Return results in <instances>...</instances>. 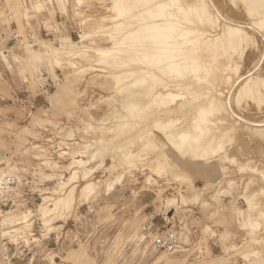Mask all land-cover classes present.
Returning a JSON list of instances; mask_svg holds the SVG:
<instances>
[{
  "label": "rangeland",
  "instance_id": "1",
  "mask_svg": "<svg viewBox=\"0 0 264 264\" xmlns=\"http://www.w3.org/2000/svg\"><path fill=\"white\" fill-rule=\"evenodd\" d=\"M62 1L0 0V264H264V218L258 227L253 222L264 210L263 134L248 130L241 136L236 128L243 123L234 120L228 130L220 123H208L214 137L204 155L167 138L165 134L178 125L167 122L162 130L155 120H147L149 116L142 120L131 116L123 101L132 92L121 88L124 84L128 88L135 76L112 77L121 70L112 62L122 60L117 58L132 44L109 38L105 28L120 18H105L103 30L83 34L95 22L100 24L102 16L111 14L112 0ZM224 4L225 0H208L211 12L216 10L218 28L205 27L203 32L202 37L209 40H203L204 44L213 53L209 61L220 63L222 75L225 66L231 65L224 75L236 81L234 86L246 75L260 79L264 76V32L259 26L264 25V14H260L264 6H257L259 15L253 8L237 9L233 14L222 10ZM234 21L244 22L255 33L251 39L256 37L260 45L254 48L251 40L250 47L244 43L240 49L232 46L237 51L220 45L221 25ZM114 35L118 37L117 31ZM62 38L76 44L73 54L60 55L63 62L79 60L80 68L92 69L73 73L54 65V57L50 60L44 52L47 45L60 47ZM209 42L218 43V49ZM91 47H110L113 52L108 62L112 66L105 63L108 57L95 56ZM215 48L217 52L211 53ZM83 50L94 54L91 61L83 59ZM127 59L123 62H130ZM42 75L48 76L46 91L37 81ZM227 77L229 85H224L228 87L220 86L223 80L217 85V81L205 83L202 79L198 87L202 92L198 93L209 91L208 99L226 88L222 93L226 96L232 83ZM259 79H255L258 85L261 81L264 86V79ZM255 80L252 82L258 87ZM254 84L252 92L257 90L260 95L256 91L253 97L245 94L250 98L241 94L236 104L231 102L236 114L261 122L264 88ZM208 115L211 120L213 115ZM174 116L184 122L182 114ZM77 159L85 162L78 165ZM108 180L111 188L106 187ZM87 182L96 185L85 197L79 192ZM70 190L75 193L74 199L68 198L72 204L64 200ZM40 207L49 211L47 216ZM14 214L23 215L20 224H2L4 216Z\"/></svg>",
  "mask_w": 264,
  "mask_h": 264
},
{
  "label": "bare ground",
  "instance_id": "2",
  "mask_svg": "<svg viewBox=\"0 0 264 264\" xmlns=\"http://www.w3.org/2000/svg\"><path fill=\"white\" fill-rule=\"evenodd\" d=\"M247 1L249 4L248 9L250 8V10H251V8H253L252 11H254V9L256 10L257 6H259V7L264 6V0H247ZM77 2L81 3V2H85V0L84 1L83 0H77ZM112 2H113L112 6L111 7L109 6L110 7L109 10H110L111 14H109L105 17L102 16V18L100 17L101 19L98 20V21H100L99 22L100 24H98V22L97 23L95 22V24L92 22L94 25L91 26L90 30L88 29L89 31H86L83 34H84V36H86V35H89V33L96 31L97 29L104 28V26H101V21L106 20L105 18H107L108 20H114L116 18H120V20L111 22L110 25L106 26L105 28H106V33L109 35V38H111V39H117L118 38L125 43H126L125 40H128L132 44V47L130 46V48L128 50H125V49L122 50L123 52H121V54H123V55H121V57L117 58V59H122V60H119V61L115 60L116 62L115 61L112 62V64L115 63V67H117V69H121L120 72L114 71L112 77L125 75V74L126 75L129 74V75H131V77L135 76L134 80L130 82L128 88H126L127 84L122 85L123 87L120 85L122 87L121 90L125 89V90H128L129 93L132 92L131 93L132 96L129 98L130 94L126 91L127 94H129V96L126 95V96H128L129 99L127 98L123 101V105L125 106L124 108H126V107L129 108V113H131V116L134 115L136 117V119H138V120H142L144 117L149 116L151 118L149 119L147 117V120H151V119L155 120L154 121L155 124H157L160 127V129H162V130L167 128L165 125V123H167V122H168L167 125H169V123H170V124H172L173 127L175 125H178L179 127L177 129H175V131L173 129L171 132L165 134V135H167V138L170 139L173 143H175L174 140L176 139L177 143L183 149H188L189 147H191L192 149H196L195 150L196 152H197V150L199 152L202 151L203 152L202 154H204L205 151L207 152V145L209 143V140L212 141L213 137H214L213 133L208 131L209 128L211 127V126L207 125L208 123H210L212 125H213V123H218V124L220 123L223 125L224 130H226V129L228 130V129H231V127L229 126V124L232 123L231 120H234L235 122L237 121V122L243 123V124L241 123L242 125H240L241 128H238V127L236 128V129H239L241 136H243V134H245L246 131L251 130L252 132L258 131L259 134H261V135L263 134L262 137H264V121L253 122V121L247 120L244 117L236 114L234 112L236 110V108L234 110V107L232 106L233 102L236 104L237 99L242 98V97H240L241 94H244V96H245V94L247 93V95L249 94L253 97L255 95V93H253V92H255V91L258 92L257 90L252 92V90L254 89V88H252V86H253L252 84H254V82H252V81H254L255 79L258 80L259 78L257 76H259V75L255 76L257 78L254 77L255 78L254 80H252V78L249 75L248 76L246 75V77L243 80H241V81L238 80L239 82L237 81V83L235 84L236 88H234L235 87L234 83L236 81L233 82L231 80L232 77H230V76L227 77L228 76L227 75L226 76L228 78L227 81L230 78L232 83H231L230 87L227 88L228 90L226 92V96H224V97L222 96V93H225L226 88H221V87L227 83V82H225L226 81L225 75L228 74V72L227 73H225V72H226V70H228V69L231 70L232 68H231V65H230V68H228L229 65H227L228 69H226V66H225V64H227V62H226L224 64L226 70L224 69L223 75H222V73H221L222 69H221L220 63H213V61H209L210 49H208V46H206L204 44V42H206L208 39L205 38L206 41H203V40H205L202 37V36H204L203 32L205 31L204 30L205 27L216 28L217 30H218V28H217V23H216L217 20L216 21L214 20V14H213L216 10L213 13L211 12L212 8L210 9V7L208 5V0H145V2H144V0H142V2L139 4H136V2H133V0H112ZM242 2H243V0H242ZM86 3H88V2H86ZM90 3H91V0H90ZM90 3L88 6H90ZM221 3H223V2H221ZM105 4H106V2H105ZM91 5H93V4H91ZM211 7H212V5H211ZM248 9H246V10H248ZM259 9H261V7ZM256 11L258 14L259 10H256ZM260 11H263V9ZM144 12H145L146 16L144 15ZM248 12L249 11H247V13ZM260 14H264V11H263V13H260ZM252 16H250V18ZM262 16H264V15H262ZM262 16H260V17H262ZM227 17H228V15H227ZM254 17H256V16H254ZM215 18H216V15H215ZM218 20H219V18H218ZM230 20H233V19H230ZM262 21H263V19H262ZM90 23H91V20H90ZM231 23H229V24L223 23L221 25L222 34L220 35V38H218L219 41H217V42L222 43L220 45H223L225 48L227 47L229 49H230V47L233 49L232 46L239 47V46H241L240 44H242V43H244L245 45L249 44L250 41L252 40L251 35L253 36L255 33L252 34V32H250L249 29L247 30V28L244 25H242V23H244V22H242L241 24L235 23V21L233 22L235 24H231ZM248 23L251 24L250 22H248ZM253 23L254 22H252V24ZM254 24H256V22ZM254 24H253V26H255ZM262 24H264V23L262 22ZM256 26H258V25H256ZM259 27L261 28V26H259ZM207 30H209V29H207ZM114 31H117L118 37H115ZM210 36H211V34H210ZM68 38H64V39L62 38L63 39L61 41L62 44L60 45L61 49H60V47H53V46L47 45V47H46L47 49L45 50L44 54H46L48 56L50 55L49 56L50 60L52 58L51 56L54 57V59H52V60H54V65H57L59 67L70 68V69H72L73 73H80V72L83 73L84 70L92 69V67H90V66L87 67L86 65L84 67L80 68L81 61H79V60L68 59V60H64V62H63V59H61L62 56L60 57V55L61 54H63V55L73 54L72 52L74 50V46L76 45L74 43L75 41H72ZM255 40H256V37H255V39L252 40V42H254ZM214 42H216V41L214 40ZM218 43L217 44L215 43V45H214V43H210V44H213V47L216 46V48L218 49V47H217ZM254 43L256 44L255 46L253 45L255 48L259 43H256V41ZM250 44L252 45L253 43H250ZM213 47L211 46V48H213ZM220 47H219V50L221 49V51H222L223 48L222 47L220 48ZM248 47H250V45ZM216 48L214 49L215 51L212 50L211 53L217 52ZM243 48H244V46H243ZM232 49H230V50H232ZM239 49H240V47H239ZM251 49H253V48H251ZM92 50H93L92 53H94L95 56H101V57H103V59L107 58L108 56H110V58H111L112 52H113L110 47H95V48H92ZM115 50H116V48H115ZM224 50H226V49H224ZM233 50H235V49H233ZM120 51H121V49H120ZM221 51H220V54H221ZM235 51H237V50H235ZM235 51H234V53H235ZM240 51L241 50H239L238 52L241 53ZM90 52H89V50H83L82 55L84 57L83 58L84 60H87V61L90 60L91 61V58L94 57V54H92ZM29 53H32V55H40L39 52H35V51H30ZM227 54H229V53H227ZM46 55H44V56H46ZM212 55H213V53H212ZM212 55L210 57H212ZM239 55L242 56V54H239ZM48 56H47V58H48ZM262 56H264V55H262ZM217 57H218V55H217ZM124 58L125 59L128 58L131 60L128 63L123 62ZM226 58H228V60H230L229 56H227ZM128 59L126 61H128ZM34 60H36V59H34ZM109 60L110 59L108 57L107 61L106 62L104 61V62L109 64V62H108ZM258 60H259V58H258ZM98 61H101V59H99ZM231 61H232V59H231ZM231 61H229L228 63L230 64ZM55 62H56V64H55ZM210 62H212L213 64ZM220 62H222V61L220 60ZM49 63H52V65H53V62H49ZM223 63H224V61H223ZM237 63L238 62L236 61V64ZM255 63H257V62L255 61ZM62 65H64V66H62ZM109 65H111V64H109ZM237 65H234V62H233L232 66L233 67L236 66L234 68L235 71H236V68L238 69ZM249 66H250V64H249ZM255 68H257V67H255ZM224 73H225V75H224ZM168 76H170L171 79H168ZM261 77L264 79V76L261 75L259 80L262 79ZM202 79H205V83L217 81L216 82L217 85H218V81L223 80L224 83H222L223 82L222 81L221 82L222 85L220 83L221 87H219V86L218 87L221 88V91H223L222 89H224V92H219L220 90L219 91L217 90L218 92H216V94L212 92L214 94V96L209 95V97L207 99L206 94L209 91L206 94L205 93H198L199 90L201 91V89L198 90V87L200 86L201 81L202 82L204 81ZM234 79H235V77H234ZM250 82H252V84ZM255 82H256V80H255ZM262 83L264 84L263 80H262ZM258 84L259 83H257V85ZM217 85H215V86H217ZM254 85L256 86V84H254ZM260 85H262L261 81H260ZM260 85H258V87ZM207 86H208V84H207ZM262 86H261V88H262ZM223 87H228V86L224 85ZM256 87H255V89H256ZM207 88H209V87H207ZM207 88H203V91H204V89H207ZM211 88H213L215 90L214 87L211 86ZM219 88H217V89H219ZM263 88H264V86H263ZM213 89H209V90H213ZM233 90H234V93L232 95ZM209 94H211V91ZM258 94H259V92H258ZM219 97H221V98H219ZM232 97H233V100L230 99ZM204 98L206 100H204ZM222 98H224V99H222ZM246 98H250V97H246ZM177 100L179 102L178 104H177ZM241 100H243V99H241ZM231 101H233V102H231ZM173 104L174 105L177 104L176 107H172ZM176 109H179V110H176ZM143 110H144V112L147 111V113H143L142 112ZM178 113L183 115L184 122H181L180 118H177L174 116L175 114H178ZM206 113H208L209 115H213L211 120L206 117L208 115ZM156 114L160 115V117L164 118V119L162 120L160 118L159 119L156 118L157 117V116L155 117ZM233 117H236V119H234ZM133 119H135V118H133ZM253 120H255V118ZM135 122H138V121L136 120ZM232 125H233V123L231 124V126ZM158 126H156V127H158ZM258 132H257V134H258ZM224 134H225V132H224ZM255 135H256V133H255ZM258 135H256V137ZM139 136H138V138H139ZM141 138H142V136H141ZM232 139H233V136H232ZM152 142L153 141H151V143ZM133 144H134V142H133ZM230 144H231V142H230ZM251 144H252V142H251ZM128 145L131 146L130 143ZM220 145L221 144L219 143V146ZM155 146H158V145L155 144ZM222 149H220V150H222ZM185 151L186 150H184V152ZM192 151H194V150H192ZM216 151H217V149H216ZM237 151H238V149H237ZM112 152H113V150H112ZM251 153H253V152H251ZM93 157H95V156H93ZM80 161H82V160L77 159L76 163L80 164L81 163ZM74 162L75 161H73V163ZM82 162H85V161H82ZM258 169H259V167H258ZM88 170L89 169H87V172H88ZM71 177L73 178V176H71ZM70 178H68V179H70ZM72 178H71V180H72ZM111 180L106 181V187L107 188H109V187L111 188V186H110ZM113 182L114 181H112V183ZM62 183H65V182H62ZM95 185L96 184L93 182H87L85 185H83L81 187V191H80L81 193L79 192V194H81V195L83 194V196L87 195L86 193L88 191H90L92 188H95ZM92 191H90V193ZM72 194H73V191H71V190L68 191L64 200L66 199V201H70V199H68V198L72 197L75 193L73 195ZM74 198L75 197L73 196V199ZM58 199H60V198H58ZM60 201H62V200L60 199ZM56 202H58V201H56ZM56 202H54V203H56ZM67 204H68V202H67ZM71 204H72V202H71ZM54 206L57 207L58 205H54ZM59 206L63 207V205H59ZM66 207H68V206H66ZM255 207H256V205H255ZM251 208H253V207H251ZM46 209H47V207H46ZM40 210H41L43 215L45 214V216H47L49 211L48 210L46 211L45 207H40ZM248 217H249V214H248ZM22 218H24L23 215H18V214L8 215V216H4L1 222H2V224H5V225L9 224V225L13 226L16 224H20L21 223L20 219H22ZM262 218H264V210L259 211L257 217L253 220V222L255 223V225L257 227L261 224L260 220ZM248 220H250V219H248ZM28 224H30V223H28Z\"/></svg>",
  "mask_w": 264,
  "mask_h": 264
},
{
  "label": "snow or ice",
  "instance_id": "3",
  "mask_svg": "<svg viewBox=\"0 0 264 264\" xmlns=\"http://www.w3.org/2000/svg\"><path fill=\"white\" fill-rule=\"evenodd\" d=\"M248 7L249 4L247 0H243V4H241V0H232L231 4L228 3V0H225L224 8H222V10L231 11L234 14L237 9ZM261 30L264 32V25L261 26Z\"/></svg>",
  "mask_w": 264,
  "mask_h": 264
},
{
  "label": "built area",
  "instance_id": "4",
  "mask_svg": "<svg viewBox=\"0 0 264 264\" xmlns=\"http://www.w3.org/2000/svg\"><path fill=\"white\" fill-rule=\"evenodd\" d=\"M37 81L39 82V86L42 88V91H46L47 88V82H48V76L42 75L40 76Z\"/></svg>",
  "mask_w": 264,
  "mask_h": 264
}]
</instances>
